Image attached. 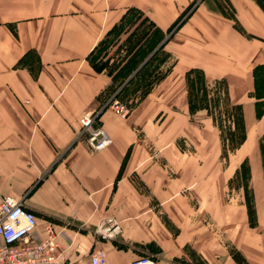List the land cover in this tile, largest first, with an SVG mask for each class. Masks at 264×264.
<instances>
[{
    "label": "crops",
    "instance_id": "crops-1",
    "mask_svg": "<svg viewBox=\"0 0 264 264\" xmlns=\"http://www.w3.org/2000/svg\"><path fill=\"white\" fill-rule=\"evenodd\" d=\"M261 1L0 0V198L19 199L38 228L49 222L68 264L86 261L95 246L106 264H130L146 254L153 264H237L218 236L205 235L198 218L188 217L189 197L173 192L166 175L171 137L156 140L165 127L170 135L172 125L182 129L188 115L202 111L187 109L184 73L190 68L208 81H225L229 102L241 105L248 135L256 122L252 70L264 64ZM192 2L182 23L163 34ZM129 8L141 16L118 34L114 48L144 19L149 25L136 49L158 31L167 53L159 66L169 70L119 118L103 104L109 76L93 70L87 56ZM92 111L111 140L99 151L85 146L78 125V117ZM175 197L184 214L168 226L159 212L172 219ZM105 217L118 220L121 233L95 242L89 231ZM226 229L247 264H264V229L238 245L236 226ZM241 230L254 233L249 225Z\"/></svg>",
    "mask_w": 264,
    "mask_h": 264
},
{
    "label": "rangeland",
    "instance_id": "rangeland-1",
    "mask_svg": "<svg viewBox=\"0 0 264 264\" xmlns=\"http://www.w3.org/2000/svg\"><path fill=\"white\" fill-rule=\"evenodd\" d=\"M261 2L264 6V0ZM136 17V12L130 10L119 28L128 29ZM148 25L146 21H141L139 31L134 32L118 48H114L118 36L116 29L93 56V62L97 66H102L110 72L111 85L109 96L103 101L104 106L113 110L111 101L116 99L127 111L123 117L116 113L119 118L126 117L160 73L158 64L163 59L162 53L136 74L142 66L145 52L151 45H155L159 38L162 39L163 35L158 31L145 48L128 55L131 45ZM163 34L168 33L165 31ZM30 60L32 61V58ZM208 82L211 83L212 80ZM249 100L248 98L247 101ZM99 105L100 102L97 106ZM194 114L188 115L184 128L172 125V134H168L170 130L166 127L159 132L161 138H157V142L167 140L168 136L172 141V163L171 167L166 168V175H171L173 192L179 191L181 195L189 197L188 201L193 209L188 217L198 218L205 235L218 236L236 262L243 264V261L246 262L244 254L234 247L231 230L229 237L226 228L227 224H230V228L232 224L236 226V245L243 243L245 238L257 239V230L264 229V113L252 125L239 146L224 154L221 151L219 131L209 116L204 110ZM194 162L197 164H193ZM241 164L240 172L235 176L234 172ZM175 198L178 212L173 214L172 219L159 212L161 223L168 226L174 225L184 214L179 198ZM245 225L253 228L252 237L241 230ZM146 256L153 258L150 254Z\"/></svg>",
    "mask_w": 264,
    "mask_h": 264
},
{
    "label": "built area",
    "instance_id": "built-area-1",
    "mask_svg": "<svg viewBox=\"0 0 264 264\" xmlns=\"http://www.w3.org/2000/svg\"><path fill=\"white\" fill-rule=\"evenodd\" d=\"M110 106L122 117L127 112L116 99ZM95 120L91 112H83L78 117L80 134L90 151H99L111 141ZM120 233V222L113 217L101 218L89 231L95 242L115 240ZM64 259L57 234L49 222H43L38 228L36 216L25 209L19 199L0 198V264H68ZM78 264H106L103 249L93 247L87 260ZM130 264H153V258L140 256Z\"/></svg>",
    "mask_w": 264,
    "mask_h": 264
},
{
    "label": "trees",
    "instance_id": "trees-1",
    "mask_svg": "<svg viewBox=\"0 0 264 264\" xmlns=\"http://www.w3.org/2000/svg\"><path fill=\"white\" fill-rule=\"evenodd\" d=\"M192 6H193V2L190 3L187 6V8L183 11V13L180 15V17L167 28L166 30L167 33H169L172 30H175L182 23L184 17H186L190 13V9L192 8ZM130 10L136 12L137 19H135V21L130 23L129 27L134 25L135 22L140 18L141 13L138 10L133 8L127 9L121 20L117 24H114L111 27L110 31L108 32L109 36L116 29H118L117 34L127 30V29L123 30L119 28V26L123 22L124 18L126 17L127 13ZM141 21H144V19H141ZM136 27L137 26H135L134 29L126 36V38L120 44H118L117 48L120 47L121 44L127 41L134 34L133 32ZM107 38H103L101 39V41H99L97 45L98 47L93 52H90L89 55L87 56V62L89 63L90 67L93 70L97 72L103 71L105 74L110 76L109 71H106L102 66H97L96 63L93 62V56L95 55V51L99 47H101V45H103V43ZM160 41L161 38L157 40L154 46L156 47ZM138 42H139V38L138 40L136 39L131 45L128 51V55L129 54L132 55L137 51L136 47L138 45ZM165 42L166 40H164L160 45H158V47L151 53V55L142 64L138 72H136V74H138L140 71H142V69L146 65L154 61L157 55H160L161 53L163 54L162 57L163 59H161V61L158 64V69L160 71L159 76L154 80L153 84L149 85L148 89L143 93V95L140 98L144 97L149 92V90L155 84H157L169 70L168 68L169 65H166V67L159 66L167 56V53L164 50ZM152 50L150 49L149 51L151 52ZM149 51L145 53L146 56L149 54ZM252 78H253V86H252L253 89L251 92V97L254 99L253 117L254 119L257 120L264 111V64H259L253 67ZM184 82H185L186 103H187L188 112L192 113L197 110L205 111L206 115L209 116L210 120L219 131V139H220L222 154H224L226 151H233L234 149H236V147H238L239 144L245 138L243 115L241 112L240 104H231L229 102L227 85L225 81L223 79H214L212 80L211 83H209L208 80L205 78L203 72L199 68H190L184 73ZM110 85H111V81L108 87L106 88V98L107 96H109L108 92ZM210 85L212 87H210ZM241 167L242 164L240 165L239 169L234 172L235 176L239 174ZM237 264L240 263L237 262ZM243 264H247V263L243 261Z\"/></svg>",
    "mask_w": 264,
    "mask_h": 264
},
{
    "label": "water",
    "instance_id": "water-1",
    "mask_svg": "<svg viewBox=\"0 0 264 264\" xmlns=\"http://www.w3.org/2000/svg\"><path fill=\"white\" fill-rule=\"evenodd\" d=\"M164 40H165V39H164ZM164 40H163V41H164ZM163 41H162V42H163ZM162 42H161V43H162ZM161 43H160V44H161ZM160 44H159V45H160ZM157 47H158V46H157ZM157 47H156V48H157ZM156 48H155V49H156Z\"/></svg>",
    "mask_w": 264,
    "mask_h": 264
}]
</instances>
